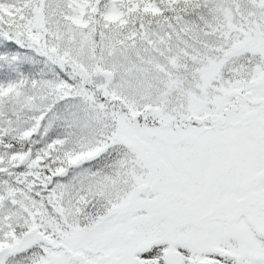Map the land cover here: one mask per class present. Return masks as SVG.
<instances>
[{"label": "snow or ice", "instance_id": "snow-or-ice-1", "mask_svg": "<svg viewBox=\"0 0 264 264\" xmlns=\"http://www.w3.org/2000/svg\"><path fill=\"white\" fill-rule=\"evenodd\" d=\"M0 264H264V0H0Z\"/></svg>", "mask_w": 264, "mask_h": 264}]
</instances>
